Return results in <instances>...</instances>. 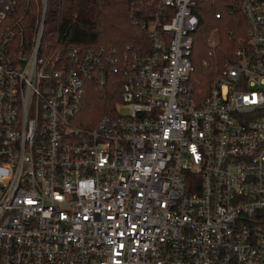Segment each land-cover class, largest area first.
<instances>
[{"label": "built area", "instance_id": "built-area-1", "mask_svg": "<svg viewBox=\"0 0 264 264\" xmlns=\"http://www.w3.org/2000/svg\"><path fill=\"white\" fill-rule=\"evenodd\" d=\"M153 1L130 14L143 50L47 54L49 1L29 40L31 1L0 0V264H264V0H235L245 30L206 62L208 89L192 60L205 0ZM110 73L118 101L86 117Z\"/></svg>", "mask_w": 264, "mask_h": 264}, {"label": "trees", "instance_id": "trees-1", "mask_svg": "<svg viewBox=\"0 0 264 264\" xmlns=\"http://www.w3.org/2000/svg\"><path fill=\"white\" fill-rule=\"evenodd\" d=\"M23 2V0H20ZM27 9L23 19L25 37L32 39L40 10L35 0ZM45 27L41 40L42 53H55L52 49L64 40L65 45L75 44L80 49L96 48L100 45H113L119 48L133 46L143 50L149 46L151 38L138 24L134 23L130 14L156 11L152 0H48ZM218 12L222 17L216 18ZM171 13V11H170ZM203 19V26L197 34L192 60L195 65V76L199 77V85L209 88L213 67L207 65L209 56L207 49L206 25L217 21L221 33L219 57L224 61L234 47L228 37V30L242 35L245 21L235 0H205L198 10ZM65 51V50H64ZM67 49L65 53H67ZM205 59V60H204ZM210 78V79H209ZM110 79L104 90L87 87L83 98V113L86 117H97L106 114L119 99V81L121 76L110 73Z\"/></svg>", "mask_w": 264, "mask_h": 264}, {"label": "rangeland", "instance_id": "rangeland-1", "mask_svg": "<svg viewBox=\"0 0 264 264\" xmlns=\"http://www.w3.org/2000/svg\"><path fill=\"white\" fill-rule=\"evenodd\" d=\"M206 26L208 27L206 29V34H207V39H206L207 40V49H208V52L212 51L213 52V55H210L209 54V56L206 57L205 59H207L211 64H212V62H213L214 59H217L218 61L221 62L223 60H222V58L219 57V53H218L219 46H220V43H221V40H222L221 33H220V29H219V24H218L217 21L213 20V21L208 22ZM211 40L212 41H217V45L214 48L209 44V42ZM210 63H208V64H210ZM213 69H214V67H213ZM212 75H213V73H212Z\"/></svg>", "mask_w": 264, "mask_h": 264}]
</instances>
